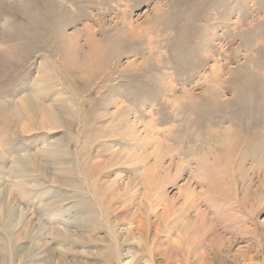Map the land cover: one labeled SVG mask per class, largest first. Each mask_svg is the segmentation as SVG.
Listing matches in <instances>:
<instances>
[{"label": "rangeland", "instance_id": "rangeland-1", "mask_svg": "<svg viewBox=\"0 0 264 264\" xmlns=\"http://www.w3.org/2000/svg\"><path fill=\"white\" fill-rule=\"evenodd\" d=\"M197 245L264 264V0H0V264Z\"/></svg>", "mask_w": 264, "mask_h": 264}, {"label": "bare ground", "instance_id": "bare-ground-1", "mask_svg": "<svg viewBox=\"0 0 264 264\" xmlns=\"http://www.w3.org/2000/svg\"><path fill=\"white\" fill-rule=\"evenodd\" d=\"M131 30H133V28L131 29ZM99 58V56H97V61L96 62H98V63H100V65H101V58L100 59H98ZM90 60H91V58H90ZM93 62V61H92ZM93 67H95V66H93ZM95 69V68H94ZM94 73V72H93ZM44 78V77H43ZM43 78H42V80H43ZM28 100V99H27ZM62 105V104H61ZM49 116V115H48ZM51 116H53V115H51ZM48 119V118H47ZM227 163V162H226ZM228 164V163H227ZM218 178H220V177H218ZM216 179V178H215ZM214 179V180H215ZM213 180V181H214ZM216 180H218V179H216ZM222 180H224V179H222ZM221 180V181H222ZM226 180V179H225ZM204 181V180H203ZM209 181H212V179H208V181H206V183H207V185H208V183H209ZM215 182V181H214ZM214 182H210V186H207V187H209V191H213L214 189ZM220 182V181H219ZM217 183V182H216ZM223 183V182H222ZM217 196V195H216ZM223 196V195H222ZM221 197V196H220ZM222 198H224V197H222ZM228 200H229V198L228 197H226ZM192 201V200H191ZM190 202V201H189ZM188 202V203H189ZM199 215V216H198ZM197 216L199 217V218H201V214H199V212H197ZM185 232V231H184ZM185 234H187L186 232H185ZM181 243H179V244H177V246H175V247H172V251L173 252H175L176 254H178L179 252H182V251H184V249H185V247H187V245H184V246H182L181 247ZM178 247H180V248H178ZM174 248V249H173ZM200 248L199 247V245H197L196 246V248H194V258L200 263V264H207V260H206V255L204 254V252H202L201 253V251L200 250H198V249ZM214 248H216L217 250H221V246H219L218 244H216V243H212L211 244V249H214ZM182 249V250H181ZM170 253H171V251H170ZM187 259V258H186ZM186 264H190V262H187Z\"/></svg>", "mask_w": 264, "mask_h": 264}]
</instances>
